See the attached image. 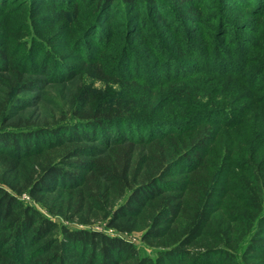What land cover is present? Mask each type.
Returning <instances> with one entry per match:
<instances>
[{"label":"trees","instance_id":"1","mask_svg":"<svg viewBox=\"0 0 264 264\" xmlns=\"http://www.w3.org/2000/svg\"><path fill=\"white\" fill-rule=\"evenodd\" d=\"M262 1L222 0L217 19L239 5L246 7L240 16L257 13ZM15 3L0 0V20L12 24L13 15L29 10L27 20L44 37L30 34L12 44L11 25L0 28V74L14 80L17 96L44 83L41 75L51 83L75 72L69 62L55 72L64 59L49 54L47 42L65 40L81 55L101 23L111 28L127 14V22L150 24L155 16L141 17L143 6L168 27L208 8L200 0ZM184 9L190 18L183 19ZM145 33L130 34V41ZM100 38L111 41V34ZM128 47L111 61L116 88L95 106L74 108L71 120L13 125L6 114L0 119V264H264V104L251 102L255 129H245L248 111L245 121L233 122L242 98L231 82L216 79L222 54L202 64L207 46L192 70H184L190 61L183 44L134 63ZM30 48L48 54L26 57ZM156 61L164 80L148 74ZM133 235L153 252L127 239Z\"/></svg>","mask_w":264,"mask_h":264},{"label":"rangeland","instance_id":"2","mask_svg":"<svg viewBox=\"0 0 264 264\" xmlns=\"http://www.w3.org/2000/svg\"><path fill=\"white\" fill-rule=\"evenodd\" d=\"M10 1L13 3V0ZM25 1L16 0V3L22 4ZM28 2L24 6H28ZM221 2L222 0H200V4L208 6V8L203 10L200 15H196L194 17L195 21L186 19L190 18V14L184 9L181 12H183L182 17L186 21L174 22L175 25H171L172 27L166 26L164 20L157 17V13H152L143 6L141 17L149 14L155 16L150 24L127 22L125 19L128 17L131 19V15L127 14L124 15L123 19L117 17L111 28L101 23L99 28L93 30L86 41L91 48L86 46L82 49L81 55L77 53L75 45H67L65 40L57 43L55 41L47 42L48 53L64 59V62H60L57 66L55 72L61 71L64 64L67 66L68 62L76 67L75 72L73 73V69H71L68 75H63L66 76L65 78L61 77L58 81L51 83H47L49 80L48 75H41L45 80L44 83L32 90L19 93L18 96L12 93L16 89L12 87L14 80L8 78L6 73L0 74V119L6 114L8 117L10 116V122H14L13 125L16 124L15 122L23 124L27 120L33 124H42L45 121L53 122V116H57L56 119L71 120L74 108L81 110L84 109L85 105L94 104L95 106L99 102L100 96L108 88L110 89L109 92L113 87L116 88L118 83H115L116 81L112 75L117 74V68L111 67L113 64L111 61L115 60L119 50L125 44L131 46L128 47L127 53L130 57L135 56L133 57V63L137 58L139 61L154 59L155 56L152 53L155 51H162L164 54L169 55L171 52L178 51L179 46L183 44L184 50L188 51L186 58L190 61L186 62L184 70H192L191 68L196 66V56H202L203 46H207L210 52L206 54L202 64H205L210 57H214L215 53L224 56V59L218 64L217 70L219 72H217L216 79L231 82L230 87L235 88L242 98V101L238 104L240 115L234 116L233 122L237 123L243 118L245 121V112L248 111L245 129H255L259 124L257 123L258 119L253 115L255 109L251 102L254 98H258L264 104V6L257 13L249 12L247 15L240 16L239 12L245 10L246 7L239 5L232 16L225 13V17L221 21L217 19ZM157 4L160 9L167 10L166 7H163L164 2L157 1ZM44 6L42 5V7ZM172 9L176 14L179 11V8L172 7ZM42 10V15L52 14V10ZM135 12L133 11V13ZM29 13V10L25 12V16L16 13L13 15L16 19L12 24L9 22L5 24L4 18L0 20V28L11 25L12 44L26 40L30 34H37L40 42H43L44 37H41L39 32H35L37 30L35 26L32 27V21L27 20ZM26 25L28 26L26 27ZM53 28L60 32L58 25H54ZM143 30L146 33L140 41H130V34L143 32ZM27 31L30 33L27 34ZM102 32L111 34V41L109 38L106 41L101 39ZM113 36H116L115 40L112 39ZM50 37L53 38V34ZM36 45H39V43H36ZM115 47L119 49L115 50ZM85 49L88 51L86 52ZM48 53H45L44 49L30 48L27 50L26 57L31 56L34 58L38 55V58L41 59ZM80 56L81 60L79 59ZM158 64L161 63L156 61V64H153L148 70V74L149 76L152 74L157 80H164L163 76H165L166 71L163 68L164 66ZM207 72H212V70H204L200 74L209 76L210 73ZM102 77H107L106 81L101 80ZM89 89L92 90V94L89 93ZM84 91H88L86 100H82ZM15 96L16 99H14ZM241 129L242 127H237L235 132ZM23 199L29 200L26 194ZM56 220L59 221L60 219L56 218ZM72 225L75 226L76 224ZM127 239L135 242L143 249V252H153V249L146 245L139 238V235H133L127 237Z\"/></svg>","mask_w":264,"mask_h":264}]
</instances>
